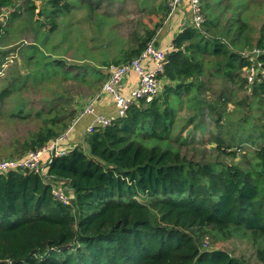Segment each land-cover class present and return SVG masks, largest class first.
Segmentation results:
<instances>
[{
  "label": "trees",
  "instance_id": "obj_1",
  "mask_svg": "<svg viewBox=\"0 0 264 264\" xmlns=\"http://www.w3.org/2000/svg\"><path fill=\"white\" fill-rule=\"evenodd\" d=\"M41 1L39 13L56 25L57 13L67 9V3ZM12 4L13 0H0V8L7 11ZM200 4L201 26L187 25L173 38V49L166 51L168 61L162 76L167 83L163 92L160 90L148 102L131 103L124 115L84 132L83 146L80 141L74 144L73 131L68 132L64 143L72 146L47 162V180L32 170L0 172V264H264V124L251 125L252 135L250 128H245L248 117L242 115L233 125L230 139L220 134L215 137L216 148L234 156L245 152V144H256L247 154L246 167L186 159L173 145L171 127L181 103L179 97H188L193 88L204 85L199 74L204 73L206 56L220 57L215 62L218 69L223 65L224 74L239 89L247 79L239 76L238 69L249 63L240 50L264 47V18L253 44L246 0H200ZM34 7L35 0H25L23 16L31 22L32 42H18L22 44L19 53L24 64L32 67L18 76L39 82L56 72L78 76L70 69L61 70L66 58L49 54L42 46L49 33L41 36L42 21H31ZM228 12L231 15L221 23ZM16 16L18 12L7 13L9 21ZM155 29L147 30L123 50V61L114 57L112 62L137 55ZM19 46L13 47L14 52ZM12 51H2L0 71L5 56ZM258 58L264 63V54ZM108 64L103 61L96 67L85 61L77 68L104 81L107 75L102 66ZM16 69L11 68L13 77ZM6 78L9 75L1 80ZM14 82L1 88L0 97L10 91V86L16 87ZM247 90L250 93L241 99L236 98L234 88L219 95V128L230 124V115L240 109L241 103L246 109L254 104L263 107L264 80L253 81ZM51 108L36 130L23 139H13L5 156L20 157L66 130L74 109L66 111L57 104ZM221 108L224 111L220 113ZM15 109L20 111V105ZM52 110L55 113L51 115ZM53 185L69 189L66 203L53 195ZM238 228L252 232L258 244V263L222 249L208 251L200 245L206 233L229 237Z\"/></svg>",
  "mask_w": 264,
  "mask_h": 264
},
{
  "label": "rangeland",
  "instance_id": "obj_2",
  "mask_svg": "<svg viewBox=\"0 0 264 264\" xmlns=\"http://www.w3.org/2000/svg\"><path fill=\"white\" fill-rule=\"evenodd\" d=\"M96 1L99 2L96 3ZM246 1L251 16L248 22L252 25L251 29L248 28V32L254 44L259 37L260 25L264 18V0ZM166 2V0H60L59 5L67 3L68 8L57 13L56 25L52 26L43 17V14L39 13L42 1L35 0L31 21L40 19L43 22L40 24V29L43 30L41 36L45 35V31L49 33L46 44L42 43V46L46 47V52L49 54L66 58V66L61 67V70L70 69L78 75L67 77L56 72L43 78L41 82L18 76L26 74L32 67L29 68L24 64L19 53L22 44L20 46L18 44L19 39H23V45L25 42L30 43L33 37L31 22L28 23L25 14L23 16L25 0H13L8 11L0 8V11L2 10L0 12V56L3 50H13L5 56L6 59L0 71V92L1 88L8 86L11 80L17 83L16 87H9L10 91L3 98L0 97L2 98L0 99V157H8L4 154L9 150L7 146L11 147L14 144L15 137L23 139L29 131L36 130L42 118L50 115L47 111L52 109V106L60 105L66 111L74 109V116L72 115L74 120L81 108L82 110L85 108L90 95L100 88L104 79L98 81L93 75H86L77 68V65L87 61L95 63L96 67H99L103 61L111 63L114 57L121 56L120 51L123 48L135 44L147 30L161 24L167 14L164 13L166 12L164 9ZM261 9L263 10L258 13L257 10ZM10 10L18 12V16L11 21L7 18V13ZM228 15H231L230 12L224 15L220 22L223 23ZM4 27H8V29L5 30ZM17 45L19 48L17 47V51L14 52L13 47ZM248 50L251 49L244 48L240 52ZM219 58L211 55L206 56L205 64L202 63L204 73L199 74L204 85L200 88H193L188 97L180 95L181 103L177 106L171 127L173 145L186 159L237 163L246 167L248 164L247 154L255 150L256 144H245V152L239 151L234 156L221 148L217 149L215 137L220 134L222 137L230 139L233 133L231 129L236 121L238 124L242 115H247L248 120H245V123L248 124L245 128L249 127L253 135L254 130L251 129V125L254 123L264 124V105L258 108L254 104L250 109H246L241 103L240 109L230 115V124H224L219 128L216 122V114L220 107V102L217 101L219 95L228 92L227 90L230 88H234L237 99L250 93L247 90L249 86L247 83L243 88L237 89L238 86L224 74L223 65L219 66L221 70L218 69L215 62ZM72 63H76L75 66ZM16 67L15 77L17 79L13 77L14 74L11 70ZM105 67V65L102 66L103 73ZM238 71H240L239 76L244 77L243 66ZM3 75H9V79L1 80ZM184 80L182 79V81ZM163 81L162 77L160 80L162 92L167 83V81ZM187 81H191V78H188ZM195 92L194 97L193 93ZM17 105H20L21 110L16 112ZM230 105L231 103H229ZM222 111L224 108L220 109V113ZM54 113L55 110H52L51 115ZM75 127L76 125H73L69 129V134ZM79 141L83 146L84 141L81 139ZM231 145L234 144L231 142ZM67 190L69 192L68 188ZM67 190L64 191L67 192ZM200 245L208 251L222 249L248 262L258 263L256 255L258 244L254 242L252 232L245 228H238L229 237L213 236L212 233H206L201 239Z\"/></svg>",
  "mask_w": 264,
  "mask_h": 264
},
{
  "label": "built area",
  "instance_id": "obj_3",
  "mask_svg": "<svg viewBox=\"0 0 264 264\" xmlns=\"http://www.w3.org/2000/svg\"><path fill=\"white\" fill-rule=\"evenodd\" d=\"M180 2L181 0H167L168 16ZM189 3L191 15L188 24L199 28L203 21L200 0H189ZM171 49H173L172 45L169 46V50ZM241 54L249 60V63L243 66L247 84L250 85L255 80H264V63L258 58L261 54H264V47L255 46L251 50L242 51ZM167 61L166 49L156 47L151 38L142 50L130 60L120 63H109L105 67L107 76L100 89L89 98L85 108L75 116L74 120L72 119L73 121H71L68 128L60 135L52 138L50 142L28 150L20 157H0V172L8 170H32L40 173L47 180V162L53 156L63 155L72 146L64 143L67 138V132L83 114L94 113L95 102L99 96L106 94L111 98V102L115 106V114L109 116L104 113H95L84 132H91L96 126L109 124L114 116L124 115L131 103H138L141 100L148 102L155 97L160 92V74L163 72ZM130 71L137 74V83L127 92H122L119 90V87L124 83ZM65 188L66 186L62 188L55 185L52 186L53 195L63 203L68 201L67 194L64 191Z\"/></svg>",
  "mask_w": 264,
  "mask_h": 264
},
{
  "label": "crops",
  "instance_id": "obj_4",
  "mask_svg": "<svg viewBox=\"0 0 264 264\" xmlns=\"http://www.w3.org/2000/svg\"><path fill=\"white\" fill-rule=\"evenodd\" d=\"M164 9H166V12L164 13H167L165 14V17L167 18L164 17L161 24L156 27L155 32L151 38L153 39V43L156 47L166 49L167 51L169 50L170 45L173 46L172 42L176 34H178L188 25V21H190L191 12L189 0H181V2L177 5L176 8H174L173 12L169 16L167 2L166 7ZM131 46L132 45L130 44L126 48H123V50ZM123 50H121L120 53H122ZM118 59H120V61H123L121 56L118 57ZM162 77L163 76L161 75L160 80L162 79ZM136 83L137 74L130 71L126 76L124 83L121 84V86L119 87V90L122 92H127L130 88L134 87ZM92 95L93 93L90 95V97ZM80 111L78 112V114L80 113ZM95 113H104L109 116H113L115 114V106L111 102V98L108 97V95L105 94L98 97V100H96L95 102V111L93 114L85 113L78 119L75 124L76 127L72 129L73 134L71 135V139H73L72 142H74V144L78 143L79 139L83 140L84 130L86 126L92 121L93 115Z\"/></svg>",
  "mask_w": 264,
  "mask_h": 264
},
{
  "label": "clouds",
  "instance_id": "obj_5",
  "mask_svg": "<svg viewBox=\"0 0 264 264\" xmlns=\"http://www.w3.org/2000/svg\"><path fill=\"white\" fill-rule=\"evenodd\" d=\"M189 25V24H188ZM161 89V88H160Z\"/></svg>",
  "mask_w": 264,
  "mask_h": 264
}]
</instances>
